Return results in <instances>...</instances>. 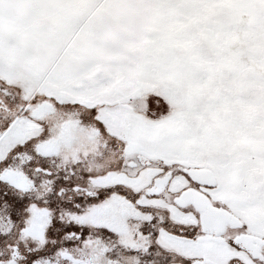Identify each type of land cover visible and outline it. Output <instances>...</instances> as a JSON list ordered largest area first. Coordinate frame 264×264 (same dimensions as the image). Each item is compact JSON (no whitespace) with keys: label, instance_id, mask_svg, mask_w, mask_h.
I'll use <instances>...</instances> for the list:
<instances>
[{"label":"snow or ice","instance_id":"snow-or-ice-1","mask_svg":"<svg viewBox=\"0 0 264 264\" xmlns=\"http://www.w3.org/2000/svg\"><path fill=\"white\" fill-rule=\"evenodd\" d=\"M0 264H264V0H0Z\"/></svg>","mask_w":264,"mask_h":264}]
</instances>
